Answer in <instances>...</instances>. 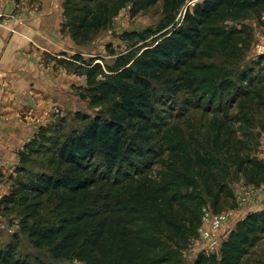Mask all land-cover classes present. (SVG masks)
Masks as SVG:
<instances>
[{
	"label": "trees",
	"instance_id": "obj_1",
	"mask_svg": "<svg viewBox=\"0 0 264 264\" xmlns=\"http://www.w3.org/2000/svg\"><path fill=\"white\" fill-rule=\"evenodd\" d=\"M97 1L62 2L61 33L75 45L89 43L107 26L109 3L117 10L130 5L132 18L160 4L163 19L155 30L122 36L144 43L130 60L118 56L113 65L103 66L79 53L45 55L66 73L85 78L82 93L89 105L105 110L92 119L81 116L87 123L66 135L63 120L40 128L38 137L24 145L14 171L17 178H10V191L0 200L1 215L14 216L19 228L15 241L0 250V264H26L15 260L19 236L33 250H45L53 262L78 255L86 264H168L161 258L148 260L151 253L161 252L156 240L126 216L111 190L125 185L132 192L143 178V187L153 193L148 177L166 153L168 178L185 193L170 194V184H165L146 200L149 217L164 239L180 233L196 236L197 202L205 205L209 200L214 214L234 208V195L220 179L256 188L264 184V164L254 147L264 131V55L245 64L236 82L224 80L206 90L202 89L206 80L188 78L190 67L209 50V39L219 41L226 61L238 63L243 58L238 47L249 40L250 29L213 28L226 19L260 21L264 0H202L185 11L187 0ZM158 85L164 86L161 95L154 93ZM180 94L188 99L174 113V98ZM187 109L221 116L212 123L214 135L207 138L206 149L197 145L189 156L170 147L163 135L169 120ZM36 156L48 157L46 167L30 173L26 166ZM191 174L194 180L188 178ZM44 197L54 201L51 221L40 215ZM263 238L264 211L247 214L224 242L221 264H242Z\"/></svg>",
	"mask_w": 264,
	"mask_h": 264
},
{
	"label": "rangeland",
	"instance_id": "obj_2",
	"mask_svg": "<svg viewBox=\"0 0 264 264\" xmlns=\"http://www.w3.org/2000/svg\"><path fill=\"white\" fill-rule=\"evenodd\" d=\"M48 0H12L15 5L25 4L34 5L36 3L47 2ZM53 1V0H50ZM59 1V0H57ZM108 0H106L107 2ZM202 0H187L185 5L192 8L195 4ZM56 2V0H54ZM63 2V0H62ZM97 2H101L98 0ZM110 5L111 17L107 26L98 32L93 39L85 45H75L72 42V50H69L67 56L75 53L81 54L86 59H96L95 63H105L113 65V61L118 56H124L127 59H132L138 55L143 49L144 43L138 40H125L122 36L132 33L140 34L147 29L155 30L163 17L161 14V5L146 8L139 15L132 18L129 14L130 5H125L121 10H117L113 5ZM242 26H247L250 29L249 40L245 39L239 45V50L243 52V58L238 63H230L226 61L222 54L219 41L209 39V50L206 51L203 57L190 67L188 78H197L199 80H206L208 84L202 89H208L219 85L224 80H238V74L242 67L251 60H255L260 55L261 50L264 52V16L260 21H237L226 19L217 24L213 29H220L228 31L233 28L240 29ZM209 30V29H206ZM44 54L43 62L45 69L53 71V78L59 77L57 75L58 66L50 62ZM58 55V54H57ZM50 56V55H49ZM52 67V68H51ZM60 77L63 82L64 75ZM67 88L60 86V90H56V85L51 84L54 94L58 102H53L51 96L46 100L49 104L48 111L50 115L46 124L39 126L33 124L34 133L31 135L29 141L38 137L40 128L54 126L63 120L64 134H69L72 131L80 130L86 123L81 116L92 119L96 115L104 114L105 108H93L89 105L88 100L82 99L85 89V78L74 76L71 73H66ZM58 87V86H57ZM155 95L164 93V86H156L154 90ZM60 95V96H58ZM84 96V95H83ZM55 96L52 95V98ZM59 97V98H58ZM61 99V100H59ZM188 99L184 94L178 95L175 100L176 106L174 113H177L180 107L185 106V100ZM33 103V101H31ZM177 117L169 120V124L163 132L165 141L170 147L181 150L184 155H190L192 148L197 145H202L206 149L207 138L213 136L211 126L213 122L221 119L220 115L206 114L201 111L187 109ZM50 113V114H51ZM81 117V118H79ZM83 120V121H82ZM264 120V119H263ZM60 122V123H62ZM22 124L28 125L27 119L22 120ZM33 129V128H32ZM259 129L256 130V132ZM28 141V142H29ZM193 144V146L191 145ZM255 154L257 158L264 164V131L261 132L255 142ZM22 151V150H21ZM20 151V152H21ZM19 152V153H20ZM204 151L203 153H206ZM170 155L166 153L158 163L153 167L148 179L152 181L153 193L148 194V191L143 187L144 179H138L132 192H129L126 187L121 186L119 189L111 188L112 193L115 194V201L122 204L125 209L126 216L133 222L143 227L150 236L156 240L157 247L161 252L157 255L151 253L148 260L154 261L167 260L168 264H195L200 261L201 264H221L224 258L222 246L228 239V236L233 231L237 222L241 221L247 214L264 211V184L256 188L254 186L245 185L243 181H234L226 178L220 179V184H226L235 198V206L233 209H226L220 214H214L211 208V202L206 200V204L196 203L195 211L199 217V228L196 236L186 237L185 235L175 234L170 239H164L158 230L154 227V222L149 217V209L147 199L154 197V191L165 184H170V194L183 195L185 190L177 186L168 178V167ZM48 157H38L33 160L29 166H26L30 173L42 172L46 167ZM45 162V163H44ZM19 165V164H18ZM172 167V165H170ZM16 168V167H15ZM15 171V170H14ZM234 169L230 170L232 174ZM7 173V172H6ZM14 173V172H13ZM193 174L190 175V180L193 179ZM17 178L16 174H4L0 171V200L7 195L12 186L13 180ZM20 178V177H19ZM194 180V179H193ZM129 186V185H128ZM109 189V188H107ZM118 191V192H117ZM40 215L43 220L51 221L54 213V201L51 198L44 197L42 199V209ZM19 228L18 221L13 217L4 218L0 213V250L15 241V236H18ZM20 245L16 251L15 260L25 262L26 264H36L40 261L42 264L56 263V264H86L78 255H74L69 260L53 262L50 255L45 251H35L29 245L25 237L19 236ZM162 244V248H161ZM145 253H143L144 255ZM163 262V261H162ZM163 264V263H159ZM242 264H264V238L258 246L252 250L251 254L244 259Z\"/></svg>",
	"mask_w": 264,
	"mask_h": 264
},
{
	"label": "crops",
	"instance_id": "obj_3",
	"mask_svg": "<svg viewBox=\"0 0 264 264\" xmlns=\"http://www.w3.org/2000/svg\"><path fill=\"white\" fill-rule=\"evenodd\" d=\"M61 23L62 0L34 5L0 0V171L8 176L14 174L19 152L34 133L33 124L42 126L53 115L46 98L58 99L51 87L56 85V91L62 84L68 86L65 70L53 78L43 62L44 54L73 52ZM24 118L28 125L22 124Z\"/></svg>",
	"mask_w": 264,
	"mask_h": 264
},
{
	"label": "water",
	"instance_id": "obj_4",
	"mask_svg": "<svg viewBox=\"0 0 264 264\" xmlns=\"http://www.w3.org/2000/svg\"><path fill=\"white\" fill-rule=\"evenodd\" d=\"M80 97H81L82 99H85V96H83V95H80Z\"/></svg>",
	"mask_w": 264,
	"mask_h": 264
},
{
	"label": "built area",
	"instance_id": "obj_5",
	"mask_svg": "<svg viewBox=\"0 0 264 264\" xmlns=\"http://www.w3.org/2000/svg\"><path fill=\"white\" fill-rule=\"evenodd\" d=\"M260 54H263L264 55V52L261 50Z\"/></svg>",
	"mask_w": 264,
	"mask_h": 264
}]
</instances>
